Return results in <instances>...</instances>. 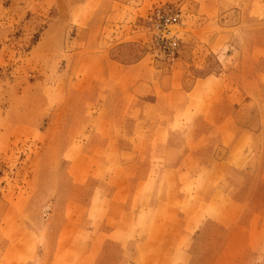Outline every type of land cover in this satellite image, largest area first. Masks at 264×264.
Returning <instances> with one entry per match:
<instances>
[{
    "label": "crops",
    "instance_id": "crops-1",
    "mask_svg": "<svg viewBox=\"0 0 264 264\" xmlns=\"http://www.w3.org/2000/svg\"><path fill=\"white\" fill-rule=\"evenodd\" d=\"M242 5L257 25L264 0ZM248 33V86L240 83L239 93L222 94L197 113L184 111L191 96L183 95L177 112L189 124L173 115L162 121V101L176 94L134 93L156 81L160 87L155 65L131 62L124 47L95 53L97 75L122 90L92 95L103 109L91 116L89 152L51 180L58 188L41 193L54 199L49 215L57 222L17 221L21 210L0 191V264H264V126L252 124L257 103L264 109V93L256 98L264 31Z\"/></svg>",
    "mask_w": 264,
    "mask_h": 264
},
{
    "label": "rangeland",
    "instance_id": "rangeland-1",
    "mask_svg": "<svg viewBox=\"0 0 264 264\" xmlns=\"http://www.w3.org/2000/svg\"><path fill=\"white\" fill-rule=\"evenodd\" d=\"M130 1L0 0V191L5 204L21 210L17 221L57 222L55 214L49 215L54 199H43L41 193L58 188L51 180L60 178L61 169L67 175L65 164L89 152L85 143L91 137V116L103 109V103L90 100L92 95L122 90L115 84L121 82L110 79L114 83L107 84L106 77L97 75L95 53L124 47L131 62L144 58L156 66L160 87L156 81V87H136L134 93L176 94L174 102L162 101L163 122L170 115L188 124L193 120L177 112L186 104L183 95L191 96L184 111L197 113L222 94L239 93L240 83L248 86L243 82L250 72L248 32L264 31V6H258L255 25L243 0ZM164 6L182 16L181 50L174 66L156 58L151 46L147 17ZM260 69L259 64L258 99L264 93ZM257 107L252 124L264 126V109L260 102ZM97 156L114 157L101 151Z\"/></svg>",
    "mask_w": 264,
    "mask_h": 264
},
{
    "label": "built area",
    "instance_id": "built-area-1",
    "mask_svg": "<svg viewBox=\"0 0 264 264\" xmlns=\"http://www.w3.org/2000/svg\"><path fill=\"white\" fill-rule=\"evenodd\" d=\"M150 25L151 46L156 58L175 65L179 60L181 50L180 29L182 16L173 7L164 6L155 9L147 17Z\"/></svg>",
    "mask_w": 264,
    "mask_h": 264
}]
</instances>
